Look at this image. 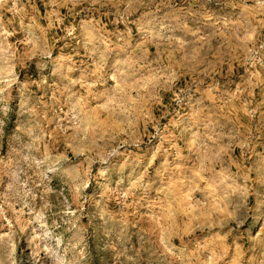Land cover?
I'll return each mask as SVG.
<instances>
[{"label": "rangeland", "instance_id": "obj_1", "mask_svg": "<svg viewBox=\"0 0 264 264\" xmlns=\"http://www.w3.org/2000/svg\"><path fill=\"white\" fill-rule=\"evenodd\" d=\"M263 90L264 0H0V264H264Z\"/></svg>", "mask_w": 264, "mask_h": 264}, {"label": "crops", "instance_id": "obj_2", "mask_svg": "<svg viewBox=\"0 0 264 264\" xmlns=\"http://www.w3.org/2000/svg\"><path fill=\"white\" fill-rule=\"evenodd\" d=\"M218 73H219V72L216 71V74H218ZM215 88H216V89H219V84H217V85L215 86ZM242 88H243V87H242ZM238 89H240V87L237 88L235 80H233V82L231 83V85H230V83H229V86H228L229 96H230V94H231V97H230L229 99L233 100V102H231L232 105L235 104V100H236V96H235V95H236V92H237ZM250 90H252V89H250ZM261 97L264 98V90L261 92ZM263 100H264V99H262L260 102H263ZM231 104H230V105H231ZM259 108H260V107H259ZM261 114H263V115H262V118L264 119V108H263V111L261 110V111L259 112V115H261ZM234 119H236V116H234Z\"/></svg>", "mask_w": 264, "mask_h": 264}]
</instances>
